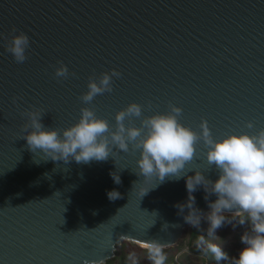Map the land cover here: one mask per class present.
<instances>
[{
    "label": "water",
    "instance_id": "95a60500",
    "mask_svg": "<svg viewBox=\"0 0 264 264\" xmlns=\"http://www.w3.org/2000/svg\"><path fill=\"white\" fill-rule=\"evenodd\" d=\"M13 27L30 37L22 64L5 50ZM59 61L76 76L55 78ZM113 68L114 90L83 104L89 77ZM132 102L145 116L174 104L184 125L200 131L207 120L217 138L264 128V0H0V264H107L123 241L178 245L190 226L175 207L187 201V177L145 180L135 150L89 164L44 160L21 138L33 106L48 128L91 107L114 130ZM207 167L198 146L185 171ZM205 175L218 179L215 168ZM194 195L207 212L203 188Z\"/></svg>",
    "mask_w": 264,
    "mask_h": 264
},
{
    "label": "clouds",
    "instance_id": "9594fccd",
    "mask_svg": "<svg viewBox=\"0 0 264 264\" xmlns=\"http://www.w3.org/2000/svg\"><path fill=\"white\" fill-rule=\"evenodd\" d=\"M17 31L13 27L11 38L4 37L7 41L5 50L16 63L22 64L28 59L30 37L23 31L15 34ZM58 64L55 78L60 80L76 76L63 61ZM121 75L113 68L99 77L90 76L88 90L80 96V100L90 105L98 95L111 93L114 90L113 78L118 79ZM182 112L181 107L169 104L168 112L145 116L143 106L132 102L116 113L113 130L109 121L99 118L93 108L82 107L78 122L58 129L46 127L42 123L45 112L33 106L21 113L26 117V122L21 126L24 133L21 138L27 141L33 153L39 151L47 157L44 160L63 161L65 164L72 160L78 164H89L92 161H106L114 152L139 151L137 174L145 180L158 177L163 182L166 177H174L175 180L187 177V201L177 203L175 207L191 227L200 229L202 221L208 224L207 235L198 234L194 242L198 252L214 260L215 264H264V128L254 134L232 132L217 138L207 120L199 125L200 131L184 125L180 120ZM134 118L140 120L139 126L135 125ZM254 126L251 121L246 125L248 129ZM198 146L206 157L208 167L185 171L187 165L196 159ZM213 168L218 173L216 180L205 175ZM191 171L195 175H187ZM111 175L116 184L121 183L117 173ZM155 187L148 188L142 197ZM201 187L205 192L207 212L196 205L194 193ZM107 195L110 200L120 198V193L115 190ZM213 195L217 197L214 201L210 199ZM228 225L233 231L238 227L245 229L240 236L244 247L238 257L229 256L224 250L228 241L217 235L220 229ZM165 226L168 227L167 224ZM137 246L143 250L144 259L149 264H167L165 249L170 245L157 239H146L138 242ZM126 259L127 264H140L135 252Z\"/></svg>",
    "mask_w": 264,
    "mask_h": 264
},
{
    "label": "rangeland",
    "instance_id": "374dc122",
    "mask_svg": "<svg viewBox=\"0 0 264 264\" xmlns=\"http://www.w3.org/2000/svg\"><path fill=\"white\" fill-rule=\"evenodd\" d=\"M207 228L208 224L204 221L201 222L200 229L189 226L177 246L165 249L168 255L167 264H215V261H211L209 257L198 252L195 248L194 242L197 235L204 234L206 236ZM244 230V228L238 227L233 231L232 227L228 225L218 231L217 235L228 241L224 250L230 257H238L239 251L244 247L240 242V236ZM132 252H135L140 258V264H149V262L144 259L145 253L143 250L139 248L137 244L130 241H123L122 244L117 247L116 257L110 260V264H127L126 258ZM221 264H227V262H221Z\"/></svg>",
    "mask_w": 264,
    "mask_h": 264
},
{
    "label": "trees",
    "instance_id": "16d2710c",
    "mask_svg": "<svg viewBox=\"0 0 264 264\" xmlns=\"http://www.w3.org/2000/svg\"><path fill=\"white\" fill-rule=\"evenodd\" d=\"M211 261H214V260H211ZM213 263V262H212ZM107 264H110V260L108 261V263Z\"/></svg>",
    "mask_w": 264,
    "mask_h": 264
},
{
    "label": "snow or ice",
    "instance_id": "6c2138e0",
    "mask_svg": "<svg viewBox=\"0 0 264 264\" xmlns=\"http://www.w3.org/2000/svg\"><path fill=\"white\" fill-rule=\"evenodd\" d=\"M140 242V241H137V243Z\"/></svg>",
    "mask_w": 264,
    "mask_h": 264
}]
</instances>
